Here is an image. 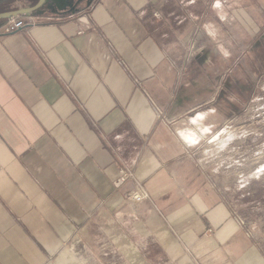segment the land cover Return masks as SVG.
Masks as SVG:
<instances>
[{
  "label": "crops",
  "instance_id": "crops-1",
  "mask_svg": "<svg viewBox=\"0 0 264 264\" xmlns=\"http://www.w3.org/2000/svg\"><path fill=\"white\" fill-rule=\"evenodd\" d=\"M73 5L13 32L0 20V264H82L81 246L130 251V264H264L192 156L228 117L220 67L237 51L188 63L186 0ZM123 170L133 177L116 188ZM136 182L149 199L127 198Z\"/></svg>",
  "mask_w": 264,
  "mask_h": 264
},
{
  "label": "rangeland",
  "instance_id": "rangeland-1",
  "mask_svg": "<svg viewBox=\"0 0 264 264\" xmlns=\"http://www.w3.org/2000/svg\"><path fill=\"white\" fill-rule=\"evenodd\" d=\"M228 1L236 3V14ZM186 3L189 20H197L181 44L188 63L208 49L237 51L235 58L224 59L220 67L221 82H227V88L219 91L226 108L221 113L228 117L219 122L215 132L204 139L192 156L264 253V0H186ZM233 17L249 18L251 34L235 32L238 27L230 24ZM213 19H218L216 39L208 32L214 28L210 25ZM132 189L126 191L127 198L141 202L132 198ZM73 253L82 264H130L126 260L130 251H123L124 255L109 249L108 256L103 257L105 254L100 255L99 249L81 246Z\"/></svg>",
  "mask_w": 264,
  "mask_h": 264
},
{
  "label": "built area",
  "instance_id": "built-area-1",
  "mask_svg": "<svg viewBox=\"0 0 264 264\" xmlns=\"http://www.w3.org/2000/svg\"><path fill=\"white\" fill-rule=\"evenodd\" d=\"M29 22L31 21L26 19V15L13 16L8 18L7 22L2 26V30L4 32H13L26 26ZM130 177H133V174L128 170H123L121 176L115 182V185L117 187L123 186ZM130 191L132 192L131 196L135 201H142L143 199L149 198L147 190L141 183L136 182L134 188Z\"/></svg>",
  "mask_w": 264,
  "mask_h": 264
},
{
  "label": "flooded vegetation",
  "instance_id": "flooded-vegetation-1",
  "mask_svg": "<svg viewBox=\"0 0 264 264\" xmlns=\"http://www.w3.org/2000/svg\"><path fill=\"white\" fill-rule=\"evenodd\" d=\"M16 0H5L4 4H13ZM39 0L35 1L33 5H35ZM67 0H47L45 4L39 8L38 10L34 11H40L41 9H50L56 11V14L64 15L65 12H71L73 10H76L78 8L77 6L73 5L72 7L66 6ZM32 5V6H33ZM58 10V11H57Z\"/></svg>",
  "mask_w": 264,
  "mask_h": 264
},
{
  "label": "water",
  "instance_id": "water-1",
  "mask_svg": "<svg viewBox=\"0 0 264 264\" xmlns=\"http://www.w3.org/2000/svg\"><path fill=\"white\" fill-rule=\"evenodd\" d=\"M47 0H39L35 5L30 7H23V8H17L13 10L3 11L0 12V20L8 19L13 16H21V15H27L31 14L34 11L41 8Z\"/></svg>",
  "mask_w": 264,
  "mask_h": 264
}]
</instances>
